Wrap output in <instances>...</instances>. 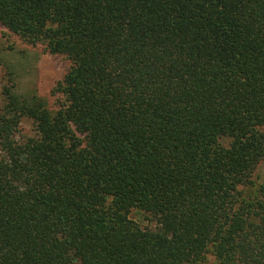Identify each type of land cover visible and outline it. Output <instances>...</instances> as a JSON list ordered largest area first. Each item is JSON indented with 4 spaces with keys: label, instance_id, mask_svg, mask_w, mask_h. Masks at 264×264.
<instances>
[{
    "label": "trees",
    "instance_id": "1",
    "mask_svg": "<svg viewBox=\"0 0 264 264\" xmlns=\"http://www.w3.org/2000/svg\"><path fill=\"white\" fill-rule=\"evenodd\" d=\"M0 26L71 65L55 112L3 94L0 264H264V0H0Z\"/></svg>",
    "mask_w": 264,
    "mask_h": 264
},
{
    "label": "rangeland",
    "instance_id": "2",
    "mask_svg": "<svg viewBox=\"0 0 264 264\" xmlns=\"http://www.w3.org/2000/svg\"><path fill=\"white\" fill-rule=\"evenodd\" d=\"M70 66L64 56L50 55L42 46H31L0 26V110L4 109L3 94L7 90L18 100L35 96L44 101L49 111L55 112L61 100L54 90ZM29 134H32L31 124L23 121L18 135ZM263 174L260 167L256 176ZM132 217L139 219L135 214ZM212 263L213 260L208 258L206 264Z\"/></svg>",
    "mask_w": 264,
    "mask_h": 264
}]
</instances>
